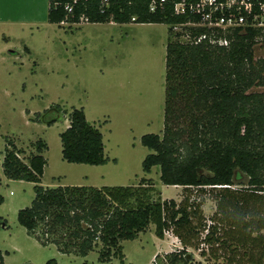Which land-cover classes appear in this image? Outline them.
<instances>
[{
	"label": "trees",
	"instance_id": "1",
	"mask_svg": "<svg viewBox=\"0 0 264 264\" xmlns=\"http://www.w3.org/2000/svg\"><path fill=\"white\" fill-rule=\"evenodd\" d=\"M73 1L50 0L48 23L171 26L175 40L167 45L164 132L142 137L151 152L143 171L151 174L159 167L162 183L186 195L181 202L154 201L155 188L145 179L135 187L44 188L47 144L37 142V154L23 161L24 152L10 142L4 175L37 184L31 207L18 214L19 224L43 247L55 245L61 254L78 257L97 251L103 264L114 259L128 264L122 243L136 240L151 225L159 239L171 233L183 247L156 256L154 264H200L188 249L226 264H264V91H255L264 88V58L255 54L258 44L264 48V33L192 27L202 17L177 16L171 2L151 13L152 0H108V5L79 0L66 11ZM177 26L183 32L174 33ZM69 122L60 136L64 161L106 165L104 137L84 111L74 110ZM207 193L216 202L210 224L200 200ZM0 264H5L1 251Z\"/></svg>",
	"mask_w": 264,
	"mask_h": 264
},
{
	"label": "rangeland",
	"instance_id": "2",
	"mask_svg": "<svg viewBox=\"0 0 264 264\" xmlns=\"http://www.w3.org/2000/svg\"><path fill=\"white\" fill-rule=\"evenodd\" d=\"M170 27L81 22L0 32V197L4 199L0 251L5 264H47L52 259L58 264H103L97 251L78 257L61 254L55 245L43 247L19 224L18 214L31 207L37 184L12 181L4 175V152L10 142L24 152L20 155L23 161L37 154V142L47 144L43 154L47 165L40 184L44 188L135 187L145 179L155 188L154 201L184 199L182 188L162 183L159 167L151 174L143 171L151 152L142 145V137L164 132L167 45L175 40ZM182 29L176 27L174 33ZM255 54L264 58L261 43ZM74 110H83L87 121L102 133L106 165L64 161L60 136L69 127ZM52 120L58 121L45 124ZM200 200L210 224L216 212L214 197L207 193ZM155 230L151 225L136 240L122 243L126 263L154 264L156 256L183 248L171 233L161 240ZM188 252L200 264H226L209 256L202 258L195 249ZM106 264L121 263L114 259Z\"/></svg>",
	"mask_w": 264,
	"mask_h": 264
},
{
	"label": "built area",
	"instance_id": "3",
	"mask_svg": "<svg viewBox=\"0 0 264 264\" xmlns=\"http://www.w3.org/2000/svg\"><path fill=\"white\" fill-rule=\"evenodd\" d=\"M78 1L74 0L73 3L67 4L65 10L72 12ZM100 1L103 5H108V0ZM167 2L173 4L174 13L177 16L188 13L201 16V24H189L192 27L220 30L257 29L264 33V0H194L192 2L152 0L151 13H155L158 8H163ZM219 44L226 46L228 43L220 41Z\"/></svg>",
	"mask_w": 264,
	"mask_h": 264
},
{
	"label": "crops",
	"instance_id": "4",
	"mask_svg": "<svg viewBox=\"0 0 264 264\" xmlns=\"http://www.w3.org/2000/svg\"><path fill=\"white\" fill-rule=\"evenodd\" d=\"M49 5L50 0H0V32L49 24Z\"/></svg>",
	"mask_w": 264,
	"mask_h": 264
}]
</instances>
